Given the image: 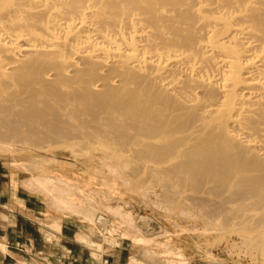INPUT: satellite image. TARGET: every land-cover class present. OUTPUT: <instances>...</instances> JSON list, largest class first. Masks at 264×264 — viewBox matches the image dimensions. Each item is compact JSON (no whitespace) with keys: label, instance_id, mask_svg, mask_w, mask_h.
<instances>
[{"label":"bare ground","instance_id":"6f19581e","mask_svg":"<svg viewBox=\"0 0 264 264\" xmlns=\"http://www.w3.org/2000/svg\"><path fill=\"white\" fill-rule=\"evenodd\" d=\"M0 142L100 147L264 249V0H0Z\"/></svg>","mask_w":264,"mask_h":264},{"label":"rangeland","instance_id":"374dc122","mask_svg":"<svg viewBox=\"0 0 264 264\" xmlns=\"http://www.w3.org/2000/svg\"><path fill=\"white\" fill-rule=\"evenodd\" d=\"M7 145L0 147V173L10 175L18 188L31 194L39 221L48 219L54 228L62 220L81 226L77 238L91 250L110 254L114 248L122 249L142 261L140 264H264V249L245 242V238L255 237V230L244 232L234 219L233 233V224L216 226L219 218L195 215L190 201L186 205L180 202L190 196L189 191L172 207L167 206L160 184L153 180L151 184L150 178L141 174L128 185L126 174L133 165L110 160L100 147L88 146L87 155L82 150L81 157L80 144V158L75 146L34 149ZM69 149H74L72 155ZM103 159L110 161L102 163ZM139 181H145L146 186L141 182V188Z\"/></svg>","mask_w":264,"mask_h":264},{"label":"crops","instance_id":"0c3cea01","mask_svg":"<svg viewBox=\"0 0 264 264\" xmlns=\"http://www.w3.org/2000/svg\"><path fill=\"white\" fill-rule=\"evenodd\" d=\"M0 173V264H140L129 252L110 254L86 247L81 226L62 220L58 228L38 220L33 197ZM134 258V257H133ZM133 262V263H132ZM149 264V263H146Z\"/></svg>","mask_w":264,"mask_h":264}]
</instances>
